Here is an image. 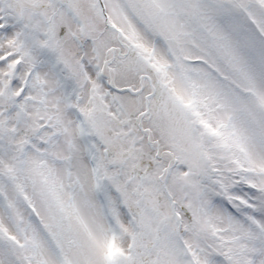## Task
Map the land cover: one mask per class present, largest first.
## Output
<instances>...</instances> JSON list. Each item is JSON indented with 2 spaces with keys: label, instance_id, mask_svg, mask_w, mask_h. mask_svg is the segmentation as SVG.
I'll use <instances>...</instances> for the list:
<instances>
[{
  "label": "snow or ice",
  "instance_id": "obj_1",
  "mask_svg": "<svg viewBox=\"0 0 264 264\" xmlns=\"http://www.w3.org/2000/svg\"><path fill=\"white\" fill-rule=\"evenodd\" d=\"M0 264H264V0H0Z\"/></svg>",
  "mask_w": 264,
  "mask_h": 264
}]
</instances>
